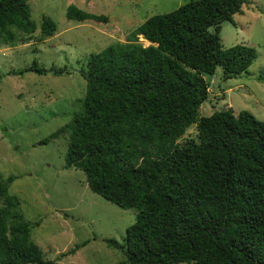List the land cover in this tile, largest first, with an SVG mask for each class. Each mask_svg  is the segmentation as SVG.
Segmentation results:
<instances>
[{"label":"trees","instance_id":"trees-1","mask_svg":"<svg viewBox=\"0 0 264 264\" xmlns=\"http://www.w3.org/2000/svg\"><path fill=\"white\" fill-rule=\"evenodd\" d=\"M28 1L0 0L4 44L54 35L44 16L32 35ZM245 2L189 0L88 54L78 70L85 91L77 111L39 141L66 134L64 167L81 171L106 202L136 211L122 244L105 240L124 257L117 264H264V123L248 111L198 113L204 77L217 68L223 80L242 75L256 58L253 48H223L219 38L221 23H232ZM65 18L107 23L73 5ZM24 71L46 73L34 65ZM190 127L193 136L181 139ZM11 181L0 182V264H53L31 241L7 193Z\"/></svg>","mask_w":264,"mask_h":264},{"label":"rangeland","instance_id":"rangeland-1","mask_svg":"<svg viewBox=\"0 0 264 264\" xmlns=\"http://www.w3.org/2000/svg\"><path fill=\"white\" fill-rule=\"evenodd\" d=\"M188 1L29 0L30 18L36 25L32 35L38 33L42 16L55 23L54 35L25 44H4L0 39V182L12 178L7 193L17 198L18 210L29 224L30 239L44 260L53 264H117L124 260L105 240L122 244L136 211L106 202L88 189L81 171L64 167L66 134L46 144L39 141L77 111L85 91L78 70L88 54L113 41L124 42L145 19ZM69 5L105 16L106 25L67 20ZM231 21L220 25L222 47H251L256 58L242 75L223 80L217 68L211 77H204L208 94L198 113L248 111L264 123V0H246ZM138 38L144 47L148 45ZM33 65L46 73L24 71ZM50 68L65 71L55 75ZM192 136L190 127L181 139ZM85 240L87 244L78 248Z\"/></svg>","mask_w":264,"mask_h":264}]
</instances>
